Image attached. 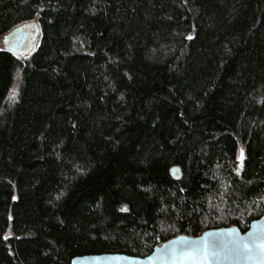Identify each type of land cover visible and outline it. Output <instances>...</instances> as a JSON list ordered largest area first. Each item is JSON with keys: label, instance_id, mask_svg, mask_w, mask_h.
<instances>
[{"label": "trees", "instance_id": "16d2710c", "mask_svg": "<svg viewBox=\"0 0 264 264\" xmlns=\"http://www.w3.org/2000/svg\"><path fill=\"white\" fill-rule=\"evenodd\" d=\"M34 20L0 47V264L261 217L264 0H0V37Z\"/></svg>", "mask_w": 264, "mask_h": 264}, {"label": "water", "instance_id": "95a60500", "mask_svg": "<svg viewBox=\"0 0 264 264\" xmlns=\"http://www.w3.org/2000/svg\"><path fill=\"white\" fill-rule=\"evenodd\" d=\"M41 37L38 21L24 22L3 36V48L15 55L35 51ZM176 179L182 169H171ZM73 264H264V211L246 231L238 226L213 228L198 236L178 235L155 246L147 256L120 252L75 256Z\"/></svg>", "mask_w": 264, "mask_h": 264}, {"label": "rangeland", "instance_id": "374dc122", "mask_svg": "<svg viewBox=\"0 0 264 264\" xmlns=\"http://www.w3.org/2000/svg\"><path fill=\"white\" fill-rule=\"evenodd\" d=\"M39 43V41H38ZM0 47H3V36L0 37ZM18 82H19V79L16 80V83L14 84V87L12 89V92L15 93L18 89ZM244 157V152L243 150L240 152V159H242Z\"/></svg>", "mask_w": 264, "mask_h": 264}, {"label": "snow or ice", "instance_id": "6c2138e0", "mask_svg": "<svg viewBox=\"0 0 264 264\" xmlns=\"http://www.w3.org/2000/svg\"><path fill=\"white\" fill-rule=\"evenodd\" d=\"M188 39H192V37H191V36H189V37H188Z\"/></svg>", "mask_w": 264, "mask_h": 264}]
</instances>
